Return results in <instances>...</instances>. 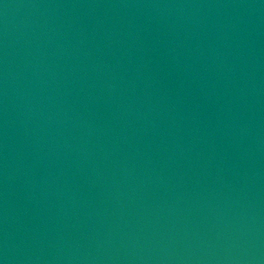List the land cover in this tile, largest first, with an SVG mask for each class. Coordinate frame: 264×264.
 <instances>
[{"label":"water","instance_id":"1","mask_svg":"<svg viewBox=\"0 0 264 264\" xmlns=\"http://www.w3.org/2000/svg\"><path fill=\"white\" fill-rule=\"evenodd\" d=\"M0 264H264V0H0Z\"/></svg>","mask_w":264,"mask_h":264}]
</instances>
